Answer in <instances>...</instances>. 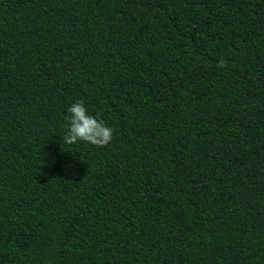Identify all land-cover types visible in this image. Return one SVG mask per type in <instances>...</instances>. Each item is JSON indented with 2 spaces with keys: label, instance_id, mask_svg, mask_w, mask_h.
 Segmentation results:
<instances>
[{
  "label": "trees",
  "instance_id": "1",
  "mask_svg": "<svg viewBox=\"0 0 264 264\" xmlns=\"http://www.w3.org/2000/svg\"><path fill=\"white\" fill-rule=\"evenodd\" d=\"M0 264H264V0H0Z\"/></svg>",
  "mask_w": 264,
  "mask_h": 264
},
{
  "label": "clouds",
  "instance_id": "2",
  "mask_svg": "<svg viewBox=\"0 0 264 264\" xmlns=\"http://www.w3.org/2000/svg\"><path fill=\"white\" fill-rule=\"evenodd\" d=\"M218 66L223 67L224 61L221 60ZM66 113L64 125L66 131L62 137L64 144L85 142L94 146H104L111 141L113 129L100 118L98 113L96 115L89 113L82 100H76L69 105ZM71 167V163L66 165L67 169Z\"/></svg>",
  "mask_w": 264,
  "mask_h": 264
}]
</instances>
